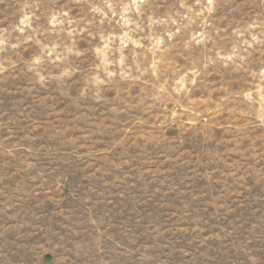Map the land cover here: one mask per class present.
<instances>
[{
  "label": "rangeland",
  "instance_id": "rangeland-1",
  "mask_svg": "<svg viewBox=\"0 0 264 264\" xmlns=\"http://www.w3.org/2000/svg\"><path fill=\"white\" fill-rule=\"evenodd\" d=\"M0 264H264V0H0Z\"/></svg>",
  "mask_w": 264,
  "mask_h": 264
}]
</instances>
